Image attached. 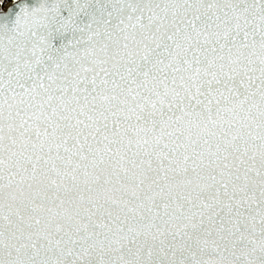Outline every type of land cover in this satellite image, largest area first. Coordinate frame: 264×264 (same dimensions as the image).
Returning <instances> with one entry per match:
<instances>
[{"label": "snow or ice", "instance_id": "1", "mask_svg": "<svg viewBox=\"0 0 264 264\" xmlns=\"http://www.w3.org/2000/svg\"><path fill=\"white\" fill-rule=\"evenodd\" d=\"M0 264H264V0H0Z\"/></svg>", "mask_w": 264, "mask_h": 264}]
</instances>
